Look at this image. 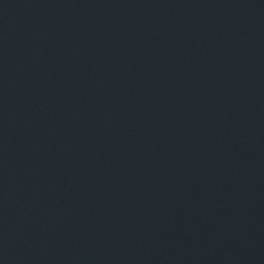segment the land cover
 <instances>
[{
    "label": "water",
    "instance_id": "water-1",
    "mask_svg": "<svg viewBox=\"0 0 264 264\" xmlns=\"http://www.w3.org/2000/svg\"><path fill=\"white\" fill-rule=\"evenodd\" d=\"M0 264H264V0H0Z\"/></svg>",
    "mask_w": 264,
    "mask_h": 264
}]
</instances>
